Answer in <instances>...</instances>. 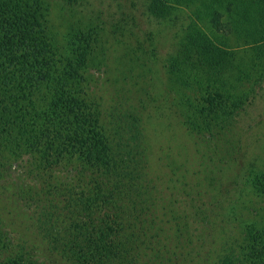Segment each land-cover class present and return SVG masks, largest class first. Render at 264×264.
Listing matches in <instances>:
<instances>
[{"label": "rangeland", "instance_id": "1", "mask_svg": "<svg viewBox=\"0 0 264 264\" xmlns=\"http://www.w3.org/2000/svg\"><path fill=\"white\" fill-rule=\"evenodd\" d=\"M152 1L81 0L73 6L51 1L48 27L56 43L71 49L77 40L73 27H88L97 34L86 68L91 100L115 114L125 113L119 107L127 102V108L141 116L147 138L154 182L151 214L158 218L156 222L153 216L147 218V225L154 220L150 234L143 238L147 243H128L129 228L136 227V220L124 225L106 207L91 214L89 230L100 235L105 231L117 242L114 251L121 254L98 264H226L242 253L239 243L247 236L246 226L264 230V194L252 183L264 171V83L252 77L243 88L233 89L236 95L251 86L258 92L239 109L232 127L209 130L230 100L177 87L168 61L185 43L187 32L200 31L221 50L248 58L264 30L255 34L256 28L235 3L166 0V5L172 2L171 16L162 19L151 13L154 5L150 12ZM187 99L201 103L197 115L208 128L205 132L191 133L184 126L177 106ZM124 119L131 122L129 115ZM72 165L74 161L66 158L49 178L28 177L16 167L0 173V234L13 249L34 260L74 264L65 250L53 245L58 237L51 239L37 225L35 204L26 207L17 195L31 190L32 196L38 192L39 199H46L43 192H49L50 182L57 180L59 185L69 183L78 199L88 196L86 190L97 197L98 189L88 184L89 174H73Z\"/></svg>", "mask_w": 264, "mask_h": 264}, {"label": "trees", "instance_id": "2", "mask_svg": "<svg viewBox=\"0 0 264 264\" xmlns=\"http://www.w3.org/2000/svg\"><path fill=\"white\" fill-rule=\"evenodd\" d=\"M51 1L0 0V173L16 167L28 177L49 178L69 158L74 161L73 174H89L88 184L98 189L97 197L86 190L88 196L78 199L69 183L59 185L57 180L50 182L49 192H43L46 199H39L38 192L32 196L31 190L30 194L25 190L17 195L24 206L35 204L37 225L51 239L58 237L55 248L65 250L74 264H98L121 254L114 251L117 242L105 231L100 235L89 230L91 214L106 207L115 212L112 218H122L124 225L136 220V227L129 228L128 243H147L143 238L148 237L158 218L151 214L154 182L147 138L141 116L127 108V102L119 107L125 113L115 114L114 109L105 112L101 104L91 100L86 68L97 34L88 27H73L77 40L71 49L56 43L48 27ZM80 1L64 0L69 6ZM164 1L153 0L149 6L151 12L154 5L151 13L162 19L171 16L172 2L169 6ZM206 1L217 5L235 3L242 7L250 26L256 28L255 34L264 30V0ZM185 36L183 46L168 61L170 76L177 87L200 89L209 98L218 94L229 99L231 104L224 102L219 121H211L208 128L232 127L235 115L257 95L258 89L244 88L241 95L232 94V90L243 88L252 77L264 83V31L257 36V46L248 52V58L221 50L200 31ZM199 106L201 103L191 99L177 106L184 126L195 134L208 130L197 115ZM128 115L131 122L126 124L124 118ZM252 183L264 194V171L257 173ZM108 184L114 186L106 189ZM149 216L154 220L147 225ZM243 233L247 236L239 243L242 253L226 264H264V230L246 226ZM0 264L51 263L13 249L0 234Z\"/></svg>", "mask_w": 264, "mask_h": 264}]
</instances>
